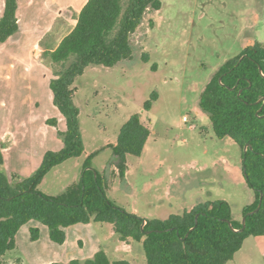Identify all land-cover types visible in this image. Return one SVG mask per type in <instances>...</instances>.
I'll use <instances>...</instances> for the list:
<instances>
[{
    "label": "rangeland",
    "instance_id": "374dc122",
    "mask_svg": "<svg viewBox=\"0 0 264 264\" xmlns=\"http://www.w3.org/2000/svg\"><path fill=\"white\" fill-rule=\"evenodd\" d=\"M77 1L19 0V27L0 45V142L7 143L12 137L1 128L9 114L3 115L5 110H14L12 116L22 113V89L42 85L32 79V73L24 80L22 71L29 67L22 70L19 65L18 70L14 62L2 73L1 65L8 59L1 56L13 55L15 62L22 63V42L26 43L30 65H34L31 72L35 67L42 70L47 77H43L44 85H49L59 65L44 56V51L54 49L74 27L85 0ZM161 2L159 10L144 13L131 34V59L112 67L88 65L76 78L73 101L79 108L84 148L94 149V167L101 169L106 164L108 198L129 212L136 207L139 216L163 219L181 213V207L192 201L221 199L230 204L233 219L242 220V208L253 201L254 194L243 177L226 171L233 166L242 174L241 149L229 137H216L199 98L228 59L248 45H264V0ZM154 91L157 100L146 111L143 104ZM25 94L32 98L30 91ZM133 113L140 115L150 135L141 156L127 157L129 171L120 178L112 163V146L120 126ZM17 133L13 138L22 140V128ZM55 170L70 173L66 167L53 169L39 187L45 194L56 195L73 183ZM160 178L163 183L158 184ZM133 244L145 258L142 244Z\"/></svg>",
    "mask_w": 264,
    "mask_h": 264
},
{
    "label": "trees",
    "instance_id": "16d2710c",
    "mask_svg": "<svg viewBox=\"0 0 264 264\" xmlns=\"http://www.w3.org/2000/svg\"><path fill=\"white\" fill-rule=\"evenodd\" d=\"M161 6V0H87L71 31L54 49L44 51V56L59 65L50 80V89L53 103L65 119L66 127L59 132L63 147L47 151L29 177H11L3 168L0 143V264H22L21 256L15 254L16 234L30 220L47 226L50 239L58 244L64 242V228L68 226L91 221L110 223L120 240L142 244L146 264H226L247 237L264 235V45L259 43L246 46L228 59L199 98V106L208 115L216 137H229L241 149L242 175L254 194L253 201L242 208L241 216L260 202L259 209L246 216L243 230L235 231L229 226L228 222L240 229L242 222L233 219L230 204L221 199L199 202L163 219L144 218L125 210L108 198L106 173L92 165L95 153L85 158L78 181L61 193L49 195L38 189L48 172L79 157L84 150L79 108L73 101L76 78L88 65L112 67L131 59V34L148 9L159 10ZM17 10L18 0H4L0 43L17 31ZM156 100L154 91L143 109L150 110ZM48 123L56 125L57 121L49 119ZM149 135L150 129L138 113L131 114L120 126L112 146V163L120 178L128 169L127 157L141 156ZM30 232L32 239L38 237L36 228ZM65 264L130 263L110 260L99 250L91 258L72 259Z\"/></svg>",
    "mask_w": 264,
    "mask_h": 264
},
{
    "label": "crops",
    "instance_id": "0c3cea01",
    "mask_svg": "<svg viewBox=\"0 0 264 264\" xmlns=\"http://www.w3.org/2000/svg\"><path fill=\"white\" fill-rule=\"evenodd\" d=\"M86 1H84V4ZM78 2L79 0L76 3ZM3 9L4 0H0V16L3 14ZM18 12L19 0L17 15ZM6 41L0 43V45L5 44ZM22 44L25 46L24 55L22 58L19 57L22 63L15 62L16 58L13 55L1 56L3 57L2 60L4 57L8 59L7 61H3L6 64L1 65V72L4 73L3 71L8 70V67L12 68L13 65L11 62H14L15 64L17 63L18 70L20 69L19 65H22V70L25 67H29L26 71H22L25 72L24 77H22L24 80H28L32 73V79L37 78V84L42 85L34 89L26 87L22 89V113L17 112L16 115L12 116L14 110H5L3 115L7 116L6 114H9L8 118H3L5 123L2 124L1 128L4 134L12 135V137H8L7 143L4 141L0 143L2 144L4 157L3 168L5 172L8 175L14 173L20 177H29L40 166L43 156L47 151H57L63 147L62 138L57 134V131H63L66 125L64 117L53 103L50 81L49 85H44V78H47L46 74L36 67L35 72H31L34 65H30L31 60H29L27 55L29 48L26 49V43L22 42ZM24 91L27 93L30 91L32 98L26 97V92L24 93ZM49 119H56L57 127L47 124ZM4 128L7 129V132H4ZM21 128L22 140L13 138V134H18L17 131H21ZM93 151V148H86V150L84 148L79 157L72 158V162L70 159L69 162L65 161L68 164H64L65 162H63L55 167L56 169L66 167L70 173L65 172L64 174H59L57 172L58 170H55L56 172L53 173H58L62 178L70 177L72 182L76 183L79 179L85 158ZM93 160H96V156L93 157L92 163ZM63 164L64 166H62ZM105 166L106 164L98 170L104 171ZM51 171L42 179L38 189L44 183L45 179H47V175ZM128 171L129 169L126 170L125 176L128 174ZM226 171L233 173L235 177H243L242 174H238V171L233 166L232 169L227 167ZM169 172L171 173V170H168V174ZM115 173L117 174L118 171L115 170ZM68 174L70 175L67 176ZM161 183H163L162 178L158 180V184ZM109 186L107 189H109ZM199 202L203 201H192L187 207H181L182 211L180 212L191 209ZM131 212L138 215V209L136 207H133ZM141 217L148 218L146 216ZM31 228L38 230V237L36 239L31 238ZM64 231L66 235L65 240L62 244H58L50 239L47 226L35 220H30L22 225L16 234L15 254L16 256H21L22 264H50L52 262L65 264L72 259L85 260L91 258L97 251L103 250L110 260L124 259L130 264H146L145 258L139 256L140 254L137 252L136 247L133 246L134 240H120L114 231L113 225L110 223L93 221L86 224L78 223L64 228ZM252 258H255V264H264V235L247 237L241 248L234 254L233 259L226 264H251Z\"/></svg>",
    "mask_w": 264,
    "mask_h": 264
},
{
    "label": "water",
    "instance_id": "95a60500",
    "mask_svg": "<svg viewBox=\"0 0 264 264\" xmlns=\"http://www.w3.org/2000/svg\"><path fill=\"white\" fill-rule=\"evenodd\" d=\"M219 79H221V78H219ZM263 100H264V99H263ZM246 149H247V145L244 147V151H246ZM261 196H262V195H261ZM261 196H260V199H261ZM260 201H261V200H260ZM259 207H260V202H259L258 206H257L253 211L248 212L246 215H244V216L242 217V220H241V222H242V228H240V229H234V228L232 227V224H231L230 222H228V223H229V226H230L233 230H235V231H241V230H243L244 227H245L246 216H247L248 214H252V213L256 212V211L259 209ZM197 217H198V215L195 216V225H196V223H197ZM143 225H144V223L141 225V229H143ZM195 225H194L191 229H193V228L195 227Z\"/></svg>",
    "mask_w": 264,
    "mask_h": 264
}]
</instances>
